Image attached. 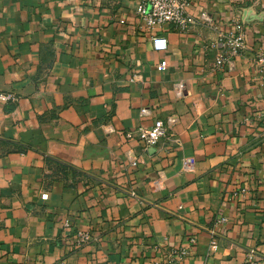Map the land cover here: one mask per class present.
I'll list each match as a JSON object with an SVG mask.
<instances>
[{
	"label": "crops",
	"instance_id": "obj_1",
	"mask_svg": "<svg viewBox=\"0 0 264 264\" xmlns=\"http://www.w3.org/2000/svg\"><path fill=\"white\" fill-rule=\"evenodd\" d=\"M140 2L0 0V264H264V0H191L245 37L220 68L214 27Z\"/></svg>",
	"mask_w": 264,
	"mask_h": 264
},
{
	"label": "built area",
	"instance_id": "obj_2",
	"mask_svg": "<svg viewBox=\"0 0 264 264\" xmlns=\"http://www.w3.org/2000/svg\"><path fill=\"white\" fill-rule=\"evenodd\" d=\"M191 0H141L137 13L143 20L147 30H154L161 26H173L183 32L188 31L192 26L205 24L206 26L214 27L213 19L210 14L203 11L200 16L191 15L187 9ZM217 32L215 41L210 44V47L220 50L216 57V66L222 67L225 62L223 53H228L231 56L237 55L240 51L247 49V43L242 33L233 34L225 33L214 27ZM152 43L157 51L166 50L168 41L162 35H154ZM166 61H162L159 65V70L166 68ZM2 102L15 101L16 98L12 94H0ZM178 122L175 115L169 116L166 119H157L150 128H140L137 132V139L142 144L144 149L156 147L164 141L169 140L174 132V127ZM128 161L131 167L136 168L139 165V158L133 152L128 154ZM43 199L48 198V194L42 195ZM92 240L89 231H78L76 235V245L83 246ZM193 241V240H191ZM218 248L214 241L211 245V252H215ZM182 254H187L183 251Z\"/></svg>",
	"mask_w": 264,
	"mask_h": 264
}]
</instances>
